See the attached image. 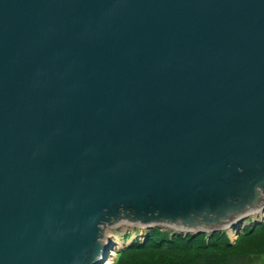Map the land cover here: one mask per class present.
I'll return each instance as SVG.
<instances>
[{"label":"water","instance_id":"water-1","mask_svg":"<svg viewBox=\"0 0 264 264\" xmlns=\"http://www.w3.org/2000/svg\"><path fill=\"white\" fill-rule=\"evenodd\" d=\"M262 217L264 0H0V264Z\"/></svg>","mask_w":264,"mask_h":264},{"label":"trees","instance_id":"trees-1","mask_svg":"<svg viewBox=\"0 0 264 264\" xmlns=\"http://www.w3.org/2000/svg\"><path fill=\"white\" fill-rule=\"evenodd\" d=\"M250 229L251 225L245 227L232 245L223 231L196 237L158 229L140 231L141 240L137 234L130 238V244L118 251L115 261L116 264H253L264 255V220Z\"/></svg>","mask_w":264,"mask_h":264},{"label":"rangeland","instance_id":"rangeland-1","mask_svg":"<svg viewBox=\"0 0 264 264\" xmlns=\"http://www.w3.org/2000/svg\"><path fill=\"white\" fill-rule=\"evenodd\" d=\"M264 220V217H262V219H259V223L262 222ZM249 222V221H248ZM243 230H245V227L240 231V234L241 232H243ZM141 230L137 231V229H133V228H128V227H125L121 232H120V235L119 236H116V240L115 242L118 244V249L121 250L123 247H126L124 246L125 244H130V238L132 239V237L135 236V234H137V236H140L141 234L143 233H140ZM162 231H167V230H163ZM139 232V233H138ZM142 232V231H141ZM225 234H226V238L228 240V243L229 245H232L236 238L238 236H235L233 232H228V231H223ZM173 233V232H172ZM125 235V236H124ZM128 236V237H127ZM170 236V235H169ZM205 236H208V235H205ZM124 237V238H123ZM121 240V241H120ZM139 240H141V236L139 237ZM130 241V242H129ZM120 246V248H119ZM113 253V254H112ZM117 252H114V251H111L107 257V259L104 261V263L102 264H116V256H117ZM253 264H264V255L261 256L259 258V260H257L256 262H254Z\"/></svg>","mask_w":264,"mask_h":264},{"label":"bare ground","instance_id":"bare-ground-1","mask_svg":"<svg viewBox=\"0 0 264 264\" xmlns=\"http://www.w3.org/2000/svg\"><path fill=\"white\" fill-rule=\"evenodd\" d=\"M126 226H123V225H119L118 227H116V228H112V229H110L109 231H108V233H109V238H114V240H116L117 238H116V236H119L120 235V232L125 228ZM137 231H139L138 229H137ZM150 232V231H149ZM222 232V231H221ZM228 232H231V231H229L228 230ZM125 236V235H124ZM136 236V235H135ZM128 237V236H127ZM124 238V237H123ZM136 240V239H135ZM121 241V240H120ZM144 241V240H143ZM119 248H120V246H119ZM130 249V248H129ZM119 250V249H118ZM124 250V249H123ZM126 250V249H125ZM128 250V249H127ZM123 252V251H122ZM113 254V253H112Z\"/></svg>","mask_w":264,"mask_h":264},{"label":"built area","instance_id":"built-area-1","mask_svg":"<svg viewBox=\"0 0 264 264\" xmlns=\"http://www.w3.org/2000/svg\"><path fill=\"white\" fill-rule=\"evenodd\" d=\"M257 219V218H256ZM259 219V218H258Z\"/></svg>","mask_w":264,"mask_h":264}]
</instances>
